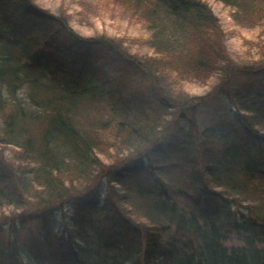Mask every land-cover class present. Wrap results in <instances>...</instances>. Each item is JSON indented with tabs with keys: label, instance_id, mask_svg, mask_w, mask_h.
I'll return each instance as SVG.
<instances>
[{
	"label": "trees",
	"instance_id": "1",
	"mask_svg": "<svg viewBox=\"0 0 264 264\" xmlns=\"http://www.w3.org/2000/svg\"><path fill=\"white\" fill-rule=\"evenodd\" d=\"M204 1H116L147 31L148 48L138 49L98 29L99 22L85 36L73 32L69 12L55 14L34 0H0V38L13 36L0 46V208L25 202L51 210L53 202L64 201L75 209L58 228L42 225L17 246L11 239L0 264L21 253L37 263L54 257L61 264H264V90L247 96L226 86L263 66L264 37L250 48L239 30L230 31L245 62L233 64L223 44L229 21H221L229 16L240 26L253 24L258 0H212L226 13L219 16ZM177 39L185 52H174ZM50 58L67 74L62 84L42 75ZM175 65L183 77L205 81V88L174 92L172 77L163 72ZM215 72L220 77H212ZM183 77L175 78L177 84ZM27 78L37 85L29 101L13 93ZM221 89L235 107L228 131L199 129L193 117L162 144L166 153L158 168L140 176L126 169L152 144L157 148L170 128L167 111L176 108L179 119L196 113ZM146 98L161 107L140 110ZM3 147L12 150L6 157ZM113 174L101 203L95 193ZM119 182L126 189L117 190ZM232 203L239 206L234 213ZM106 230L127 232L116 242L118 254L87 255L77 247L108 248Z\"/></svg>",
	"mask_w": 264,
	"mask_h": 264
},
{
	"label": "rangeland",
	"instance_id": "2",
	"mask_svg": "<svg viewBox=\"0 0 264 264\" xmlns=\"http://www.w3.org/2000/svg\"><path fill=\"white\" fill-rule=\"evenodd\" d=\"M92 1L91 6H87L85 4L83 6V3ZM118 0H34V3L38 5L39 7H46L55 14H57L59 11H64L65 13H70L71 17H69V24L72 26L73 32L77 34H82L85 36H89L93 33V30L96 28L92 24L95 22H99L98 29H104L107 33L114 34L115 36L125 38L126 43L132 47V48H140L145 47L144 44L145 37L147 36V31L144 29L143 23L140 20H133V18L130 17L131 11H129V7H125L123 4L117 3ZM208 2V4L212 7L214 14L222 15L226 14L220 4L218 2H210V0H205ZM204 1V2H205ZM95 2L98 4L97 7L95 6ZM256 10V17L253 20V24H247V26H240V24L235 23L231 20L229 16H224L221 21L228 22L224 24L225 31L223 32L224 38H223V44L225 45V49L227 50L228 55L231 57V61L233 64H239L240 58L238 51L241 49L238 45V39H234L230 31H237L239 30L241 35L243 34V42H248V46L250 48L258 47L257 44L258 41L264 37V0H258L255 6ZM99 14V16L97 15ZM69 16V15H68ZM68 19V18H67ZM82 19V20H79ZM86 22H89L90 25L83 26L82 24H86ZM91 27V28H90ZM134 38H136L134 40ZM180 39V38H178ZM174 40V45L178 42L177 47L173 48L176 51H184L185 45H183V41L180 40ZM148 48L147 46L144 48ZM187 48V46H186ZM133 51V50H132ZM146 51V50H144ZM185 52V51H184ZM185 54V53H184ZM263 60L260 58L259 62ZM247 62V61H246ZM245 63V62H243ZM240 62V64H243ZM172 66V65H171ZM174 67V66H172ZM241 67V66H240ZM244 67V66H243ZM238 69L240 71H244V68ZM50 70V77H59L60 74L57 75V71L53 67H49ZM176 70H169V72H163V74L166 77H172L175 84H173V90L174 92L184 91L191 94L199 93L205 88V81L202 79V83L196 79L189 78V74L185 73L186 79L177 71H179V67H176ZM174 68V69H175ZM61 76V75H60ZM181 77L184 78L183 82H179L177 84L176 79L179 81L181 80ZM212 77H220L218 72H215L212 74ZM23 78V77H22ZM31 78V77H30ZM176 78V79H175ZM193 78V77H192ZM26 78H24L23 81H25ZM219 81L216 80V82ZM20 82V81H19ZM31 85L34 87H37L36 82H32L31 80H28L25 83L19 84L15 91H13L14 95L18 98L25 99L26 101H29L30 97V89ZM229 92H235V91H244L247 93H251L254 90L261 88L264 90V70H259L252 76H247L246 78H239L236 80H233V82H230L228 85H226ZM131 91H136L134 89H130ZM227 91L221 89L216 90V92L213 93L211 99L207 102H205V105L201 106L198 109L197 112V119H198V126L201 128V126L207 127L209 129V126L218 121V119H221L222 113L227 112H233V110L230 108V100L227 98ZM178 102H180V98L178 97ZM154 104V103H153ZM32 106V104H31ZM175 114H177V111L173 110ZM180 115V113L177 114V116ZM229 116L228 114H226ZM172 117L175 115L171 114ZM224 118V117H222ZM175 117L173 118L172 122L174 121ZM194 125H196L195 122H193ZM227 130V126H225L224 130ZM170 128H168L166 131H164L161 136H163L166 132H168ZM172 133L168 132L167 135L163 137L164 140H167L169 135ZM103 136V135H102ZM105 140H109L110 136L104 137ZM156 143V142H155ZM109 144L103 145L106 148ZM153 148V144L147 148V151ZM3 157H6V155L9 154L11 148L9 147H3L2 148ZM163 152H161L162 154ZM114 154V153H112ZM157 153L155 152L154 155H152L153 159H156ZM140 163V166H143L145 164L144 162H138ZM125 168V167H124ZM126 169H130V167H126ZM117 170V169H116ZM124 171V170H122ZM77 174L76 172L74 173ZM108 174V173H107ZM105 175L102 176V178ZM74 177V176H73ZM117 177L115 174L113 176L107 175L103 178V182L106 184L107 182H111ZM110 179V180H108ZM119 181V180H118ZM12 185L19 190V186L17 182H12ZM105 187V185H104ZM103 189V184H102ZM120 189H126V186L123 185L121 182L118 183L117 190ZM104 192V189H103ZM19 194V193H18ZM24 200V198H22ZM33 202V201H32ZM24 204L21 206L16 207H10L6 208L7 206H2L0 208V251H2L6 245L11 239H14L16 241H13L16 246L18 245V242L25 239L27 236L34 235V232H37V229H40L42 225L45 226V228H49L50 226H53L54 228H58V226L63 222L66 221L65 218V212L63 211L64 201L63 202H53L52 209L48 213L47 211L50 209H46L49 206H46L44 208H37L33 203L28 204L23 202ZM5 207V208H4ZM46 209V210H45ZM142 209V208H141ZM230 209V208H229ZM236 208L231 210L233 213L236 212ZM56 213L55 212L59 211ZM15 212H19L20 214L18 216H15L12 219V215ZM5 214V216H3ZM221 214H224L221 213ZM137 217L141 216V222H144L143 216L138 213L136 215ZM7 217V218H4ZM4 218V219H3ZM58 223H57V221ZM140 221V220H139ZM135 226V224H132ZM139 234L142 233L141 229L138 231ZM121 236V235H120ZM125 236V235H124ZM15 258V257H14ZM13 257L10 259V264H19L17 263L18 260H15L13 262ZM26 264H39L35 261H26Z\"/></svg>",
	"mask_w": 264,
	"mask_h": 264
},
{
	"label": "bare ground",
	"instance_id": "3",
	"mask_svg": "<svg viewBox=\"0 0 264 264\" xmlns=\"http://www.w3.org/2000/svg\"><path fill=\"white\" fill-rule=\"evenodd\" d=\"M59 264H61V262Z\"/></svg>",
	"mask_w": 264,
	"mask_h": 264
}]
</instances>
